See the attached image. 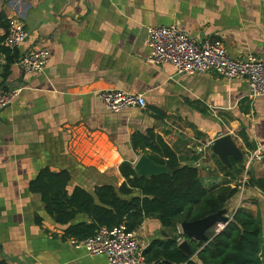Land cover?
Returning <instances> with one entry per match:
<instances>
[{"label":"crops","instance_id":"obj_1","mask_svg":"<svg viewBox=\"0 0 264 264\" xmlns=\"http://www.w3.org/2000/svg\"><path fill=\"white\" fill-rule=\"evenodd\" d=\"M10 17L27 37L10 61L0 53V84L19 90L0 110V263L107 264L63 236L28 183L49 167L70 174L68 192L76 185L91 193L97 185L117 187L119 164L134 165L140 155L131 136L149 129L181 163L198 169L207 188L229 177L217 155L196 148L230 134L245 171L231 184L238 192L223 216L231 218L238 206L256 215L248 206L264 195L246 181L247 170L264 172V96L251 97L244 79L178 74L169 64L150 63L146 36L148 27L174 24L198 40L220 41L232 58H264V0H0V35ZM39 48L49 51L45 67L24 73L20 57ZM106 89L140 93L146 105L108 111L98 98ZM89 221L83 213L73 220ZM135 234L145 248L172 232L147 216Z\"/></svg>","mask_w":264,"mask_h":264},{"label":"trees","instance_id":"obj_2","mask_svg":"<svg viewBox=\"0 0 264 264\" xmlns=\"http://www.w3.org/2000/svg\"><path fill=\"white\" fill-rule=\"evenodd\" d=\"M8 21L1 24L7 29ZM5 34L0 35V53L7 61L13 52L3 45ZM3 73V78L6 76ZM4 87L0 84V92ZM132 148L146 154L157 164L171 168L160 174L141 176L130 161H123L118 169L123 177L119 186L102 184L89 192L74 186L68 192L70 174L65 170L40 168L29 181L28 189L38 193L47 214L63 226L66 238L83 239L100 227L111 228L124 224L128 231H136L142 219L155 216L160 225L172 232L166 238L154 239L143 249L144 264H264V225L262 218L238 206L223 229L216 230L214 222L205 230L206 241H197L178 232L182 222H191L222 210L238 192L237 176L245 171L244 165L229 157L232 170L217 160L216 164L228 180L205 187L198 169L181 163L180 158L153 130L131 136ZM246 184L257 187L264 195V172L255 175L247 170ZM138 191L139 194H133ZM85 214L89 222H73L77 214ZM178 239H186L191 249L187 255L178 247ZM2 264V263H0Z\"/></svg>","mask_w":264,"mask_h":264},{"label":"built area","instance_id":"obj_3","mask_svg":"<svg viewBox=\"0 0 264 264\" xmlns=\"http://www.w3.org/2000/svg\"><path fill=\"white\" fill-rule=\"evenodd\" d=\"M7 21L3 44L14 50L24 43L27 31L17 18L10 17ZM146 45L150 63L169 64L178 74L215 72L228 78L244 79L251 97L264 96V58L253 54L232 58L220 41L198 40L174 24L148 27ZM48 58L49 51L45 48L29 50L20 57L18 64L24 73H36L43 70ZM18 92V89L0 92V108L6 106ZM98 98L104 108L112 112L135 106L144 108L146 105L142 94L118 89L99 91ZM213 142L214 139L205 140L196 152L203 154ZM225 224L226 221L217 222L216 230L223 229ZM178 232L181 233L180 228ZM68 239L74 247L83 248L89 255L105 256L107 264H144V248L139 244L135 231H128L123 223L111 228L100 227L93 235L83 239Z\"/></svg>","mask_w":264,"mask_h":264},{"label":"water","instance_id":"obj_4","mask_svg":"<svg viewBox=\"0 0 264 264\" xmlns=\"http://www.w3.org/2000/svg\"><path fill=\"white\" fill-rule=\"evenodd\" d=\"M1 107L0 110H2ZM212 153L217 155L219 161L224 165L232 169V165L229 160V156H232L239 162L244 163V158L235 144L230 134H224L214 139V142L210 148ZM260 160L264 162V154L260 156ZM134 170L138 175L150 176L171 171V168L165 165L157 164L151 160L146 154L142 153L134 162ZM223 209L219 212L207 216L205 218L191 221L182 222L180 224L181 233L189 238L197 241H206L205 230L214 222H225L227 218L223 216ZM179 249H181L187 255H191V249L186 239H183L178 243Z\"/></svg>","mask_w":264,"mask_h":264},{"label":"rangeland","instance_id":"obj_5","mask_svg":"<svg viewBox=\"0 0 264 264\" xmlns=\"http://www.w3.org/2000/svg\"><path fill=\"white\" fill-rule=\"evenodd\" d=\"M248 207L252 209L253 213L258 214L262 218L264 225V199L253 201Z\"/></svg>","mask_w":264,"mask_h":264}]
</instances>
